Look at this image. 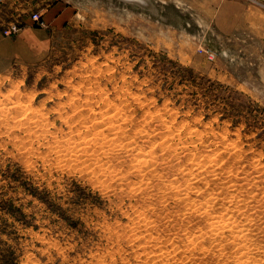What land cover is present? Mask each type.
Returning <instances> with one entry per match:
<instances>
[{
    "label": "rangeland",
    "instance_id": "1",
    "mask_svg": "<svg viewBox=\"0 0 264 264\" xmlns=\"http://www.w3.org/2000/svg\"><path fill=\"white\" fill-rule=\"evenodd\" d=\"M195 2L0 0V264H264V71Z\"/></svg>",
    "mask_w": 264,
    "mask_h": 264
},
{
    "label": "crops",
    "instance_id": "2",
    "mask_svg": "<svg viewBox=\"0 0 264 264\" xmlns=\"http://www.w3.org/2000/svg\"><path fill=\"white\" fill-rule=\"evenodd\" d=\"M195 4L196 12L208 14L211 29L224 40L221 55H236L238 49L241 55L248 56L245 63L264 71V0H202V4ZM26 37L24 33L21 39ZM206 51L211 53L209 49ZM204 57L207 58L206 54Z\"/></svg>",
    "mask_w": 264,
    "mask_h": 264
},
{
    "label": "bare ground",
    "instance_id": "3",
    "mask_svg": "<svg viewBox=\"0 0 264 264\" xmlns=\"http://www.w3.org/2000/svg\"><path fill=\"white\" fill-rule=\"evenodd\" d=\"M89 89H90V88H89ZM88 91H89V90H88ZM20 99H21V98H20ZM20 99H19V100H20ZM6 103H7V102H6ZM9 103H10V100H9ZM24 104H25V103H24ZM1 105H2V104H1ZM10 105H11V104H10ZM25 105H26V104H25ZM6 106H7V105H6ZM26 107H27V106H26ZM28 108H29V106H28ZM0 109H1V108H0ZM22 109H23V108H22ZM22 109H21V110H22ZM5 110H6V109H5ZM2 112H3V111H2ZM5 112H6V111H5ZM5 112H4V113H5ZM10 112H11V111H10ZM20 112H21V111H20ZM16 113H17V112H16ZM21 115H22V114H21ZM17 116H18V115H17ZM22 116H24V115H22ZM61 116H62V115H61ZM35 117H36V116H35ZM35 117H34V118H35ZM28 118L30 119V117H28ZM26 119H27V118H26ZM20 120H21V119H20ZM28 121H29V120H28ZM28 121H26V122H28ZM20 122H21V121H20ZM26 122H25V123H26ZM32 122H34L33 124H36V125H38V123H39L37 120H32ZM74 122H75V121H74ZM66 123H67V122H66ZM70 123H71V122H70ZM16 124H17V123H16ZM33 124H31V125L33 126ZM71 124H72V123H71ZM40 125H41V123H40ZM40 125H38V126H40ZM42 125H43V124H42ZM34 126H35V125H34ZM111 126H112V124H111ZM119 126H120V125H119ZM119 126H118V127H119ZM13 127H14V126H13ZM19 127H20V126H19ZM70 127H71V126H70ZM112 127H113V126H112ZM112 127H111V129H112ZM120 127H121V126H120ZM38 128H39V127H38ZM123 128H124V126H123ZM24 129H25V128H24ZM113 129H114V127H113ZM116 129H117V128H116ZM87 130H88V128H87ZM114 131H115V129H114ZM117 131H118V130H117ZM117 131H115V134L117 133ZM119 131H121V128L119 129ZM99 132H101V135L104 133L103 130L98 131V133H99ZM102 132H103V133H102ZM124 132H125V131H124ZM98 133H97V134H98ZM109 133H110V132H109ZM136 133H138V132H136ZM99 134H100V133H99ZM119 134H120V133H119ZM119 134H118V135H119ZM142 134H143V133H142ZM118 135H117V136H118ZM145 135H146V134H145ZM24 136H25V135H24ZM102 136H103V135H102ZM102 136H101V137L98 136V137H100L101 142H103V140H104V139H107V137H108L107 135L104 134V136H107V137H106V138L104 137V139H103ZM115 136H116V135H115ZM39 137H40V136H39ZM57 137H58V136H57ZM110 137H111V136H109L108 139H110V140H109V142H108V140H107V143L113 145L114 143H111V142H112V140L115 141V139H113V138L111 139ZM28 138H29V137H28ZM72 138H73V137H72ZM83 138H84V137H83ZM101 138H102L103 140H102ZM225 138H226V137H225ZM74 139H75V138H74ZM96 139H97V137H96ZM96 139H95V140H96ZM119 139H120V138H119ZM119 139L116 137V140H119ZM85 140H86V139H85ZM89 140H90V139H89ZM97 140H99V138H98ZM97 140H96V141H97ZM110 141H111V142H110ZM55 142H56V141H55ZM62 142H63V141H62ZM87 142H88V141H87ZM101 142H100V145H102ZM105 142H106V141H105ZM118 142H119V141H118ZM217 142H218V141H217ZM107 143H106V144H107ZM218 143H219V142H218ZM69 144H70V143H69ZM85 144H86V142H85ZM87 144H88V143H87ZM96 144H97V143H96ZM103 144H104V143H103ZM106 144H105V145H106ZM109 144H108V146H109ZM66 145H68V144L66 143ZM112 145H110V147H111ZM116 145H118V146L120 147L121 144L116 143ZM128 145H129V144H128ZM51 146H52V145H51ZM64 146H65V145H64ZM75 146H76V145H75ZM85 146H86V145H85ZM94 146H95V145H94ZM94 146H92V147H94ZM114 146H115V145H114ZM114 146H112V148H113ZM121 146H122V145H121ZM77 147H78V146H77ZM80 147H81V146L78 147V151L75 150V151L78 153V155H79V154H82V153L85 152V150L87 149V146H86L85 149H84L83 147H81V148H80ZM128 147H129V146H128ZM66 148L69 149V146H67ZM74 148H76V147H73V150H74ZM79 148H80V150H79ZM101 148H103V147H101ZM112 148H111V149H112ZM114 148H115V147H114ZM95 149H96V148H95ZM107 149H108V148H107ZM107 149H105V150H107ZM226 149H227V148H226ZM73 150H71V151H73ZM89 150H90V149H89ZM93 150H94V149H93ZM100 150H101V149H100ZM103 150H104V149H103ZM58 152H59V151H58ZM66 152L68 153V151H66ZM66 152H65V153H66ZM106 152H108V151H106ZM109 152H110V151H109ZM111 152H112V151H111ZM70 153H71V152H70ZM72 153H73V152H72ZM74 153H75V152H74ZM86 153H88V152H86ZM86 153H85V155H87ZM104 153H105V152H104ZM115 153H116V152H115ZM95 154H96V151H95ZM99 154H101V153H99ZM144 154H145V152H144ZM59 155H63V154H59ZM65 155H67V154H65ZM78 155H77V156H78ZM89 155H90V154H89ZM101 155H104V154H101ZM114 155H115V154H114ZM73 156L75 157V155H73ZM77 156H76V157H77ZM82 156H84V154H82ZM64 157H65V156H64ZM76 157H75V158H76ZM79 157H80V156H79ZM257 157H258V156H257ZM66 158H67V157H66ZM80 158H81V157H80ZM77 159H79V158H77ZM86 159H88V158H86ZM65 160H66V159H65ZM74 161H75V160H74ZM96 161H97V159H96ZM96 161H95V163H96ZM192 162H193V161H192ZM256 163H257V162H256ZM198 164H199V163H198ZM202 164H203V163H202ZM204 165H205V163H204ZM257 165H258V164H257ZM203 167H204V166H203ZM108 168H109V167H108ZM259 168H260V167H259ZM261 169H262V168H261ZM203 172H204V171H203ZM198 174H199V172H198ZM204 174H205V173H204ZM253 174H254V173H253ZM188 175H189V174H188ZM246 175H247V173H246ZM192 176L194 177L193 174H192ZM260 176H261V175H260ZM195 177H196V176H195ZM246 177H247V176H246ZM253 177H254V176H253ZM257 177H258V176H257ZM263 177H264V176H263ZM196 178H197V177H196ZM254 179H255V178H254ZM262 179H263V178H262ZM233 181H234V180H233ZM239 181H240V180H239ZM248 181H249V180H248ZM258 181H259V179H258ZM235 182H236V181H235ZM187 183H188V182H187ZM207 183H208V182H207ZM232 183H233V182H232ZM254 183H255V182H254ZM250 184H252V183L250 182ZM250 184H249V185H250ZM187 185H188V184H187ZM239 185H240V184H239ZM247 185H248V184H247ZM180 186H181V185H180ZM198 186H199V185H198ZM208 186H209V185H208ZM234 186H235V184H234ZM234 186H233V187H234ZM199 187H200V186H199ZM239 187H240V186H239ZM191 188H192V187H191ZM231 188H232V187H231ZM243 188H244V187H243ZM260 188H261V187H260ZM240 189H241V188H240ZM184 190H185V189H184ZM180 191H182V190H180ZM180 191H179V192H180ZM187 191H188V190H187ZM199 191H200V189H199ZM185 192H186V191H185ZM197 192H198V191H197ZM232 192H233V190H232ZM181 194H182V193H181ZM183 194H184V193H183ZM213 194H214V193H213ZM223 194H224V192H223ZM257 194H260V193H257ZM263 194H264V193H263ZM215 195H216V194H215ZM238 195H239V194H238ZM261 195H262V194H261ZM185 196H186V195H185ZM221 196H222V195H221ZM256 196H257V195H256ZM189 197H190V196H189ZM248 198H249V197H248ZM251 198H252V197H251ZM190 200H191V199H190ZM188 201H189V199H188ZM194 201H195V200H194ZM253 202H254V201H253ZM189 203H190V202H189ZM194 203H195V202H194ZM227 205H228V204H227ZM249 205H250V204H249ZM192 206H193V205H192ZM238 206H239V205H238ZM258 207H259V206H258ZM247 208H248V207H247ZM260 208H261V207H260ZM204 209H205V208H204ZM226 209H227V207H226ZM226 209H225V210H226ZM244 210H245V209H244ZM244 210H243V211H244ZM247 210H248V209H247ZM253 210H254V208H253ZM236 211H237V210H236ZM204 212H205V211H204ZM211 212H212V211H211ZM222 212H223V211H222ZM228 212H229V211H228ZM214 213H215V212H214ZM246 213H247V212H246ZM208 214H209V213H208ZM216 214H217V213H216ZM228 214H229V213H228ZM244 215H245V214H244ZM213 217H214V215H213ZM253 217H254V216H253ZM214 218H215V217H214ZM247 218H248V217H247ZM210 219H211V218H210ZM214 220H215V219H214ZM216 220H218V219H216ZM225 220H226V219H225ZM248 220H249V219H248ZM251 220H252V219H251ZM253 220H254V219H253ZM211 221H212V220H211ZM245 221H246V220H245ZM254 221H255V220H254ZM254 221H253V222H254ZM190 222H191V221H190ZM218 222H219V221H218ZM228 222H229V221H228ZM214 223H216V222L214 221ZM249 223H250V222H249ZM237 224H238V223H237ZM239 224H241V223H239ZM229 225H230V224H229ZM190 226H191V225H190ZM226 226H228V223H227V222L217 223V225H216L214 228L212 227V230H214L215 232L219 233V230H220V229H224ZM244 226H245V225H244ZM251 226H252V225H251ZM231 227H232V226H231ZM235 227H236V225H235ZM233 228H234V227H233ZM238 228H239V227H238ZM241 228H242V227H241ZM234 229H235V228H234ZM189 230H191V229H189ZM245 230H246V229H245ZM206 231H207V229H206ZM206 231H205V232H206ZM221 231H222V230H221ZM203 232H204V231H203ZM205 232H204V233H205ZM208 232H209V231H208ZM208 232H207V233H208ZM242 232H243V231H242ZM232 233H233V232H232ZM186 234H187V233H186ZM212 234H213V233H212ZM212 234H211V235H212ZM215 234H216V233H215ZM215 234H214V235H215ZM221 234H222V233H221ZM234 234H235V231H234ZM237 234H238V233H237ZM241 234H242V233H241ZM241 234H240L239 236L243 238L245 235H241ZM243 234H244V233H243ZM247 234H248V233H247ZM128 235H129V234H128ZM133 235H134V234H133ZM193 235H194V234H193ZM202 235H203V234H202ZM209 235H210V234H209ZM203 236H204V235H203ZM215 236H216V235H215ZM215 236H214V237H215ZM236 236H237V235H236ZM159 237H160V236H159ZM191 237H192V236H191ZM197 237H198V236H197ZM225 237H226V236H225ZM233 237H234V236H233ZM155 238H156V237H155ZM220 238H221V237H220ZM150 239H151V238H150ZM157 239H158V238H157ZM199 239H200V238H199ZM204 239H205V238H204ZM237 239H238V238H237ZM140 240H141V239H140ZM258 241H259V240H258ZM174 242H175V241H174ZM142 243H143V242H142ZM199 243H200V242H199ZM201 243H202V242H201ZM222 243L224 244V242H222ZM235 243H236V241H235ZM203 244H204V243H203ZM246 244H247V243H246ZM204 245H205V244H204ZM215 245H216V244H215ZM253 246H254V245H253ZM257 246H258V245H257ZM223 247H224V246H223ZM223 247H222V248H223ZM232 247H233V246H232ZM144 248H145V247H144ZM157 248H158V247H156V249H157ZM205 248H206V247H205ZM222 248H221V249H222ZM147 249H148V248H147ZM174 249H175V248H174ZM200 249H201V248H200ZM224 249H225V248H224ZM145 250H146V249H145ZM145 250H143V251H145ZM213 250H214V249H213ZM231 250H233V249H231ZM243 250H244V249H243ZM243 250H242V251H243ZM250 250H251V249H250ZM147 251H148V250H147ZM151 251H152V250H151ZM173 251H174V250H173ZM152 252H153V251H152ZM152 252H151V253H152ZM204 252H205V251H204ZM149 253H150V252H149ZM151 253H150V254H151ZM166 253H167V252H166ZM169 253H170V252H169ZM243 253H244V252H243ZM245 253H246V252H245ZM235 254H236V253H235ZM158 255H159V254H158ZM161 255H162V254H161ZM222 255H223V254H222ZM154 256H155V255H154ZM166 256H167V255H166ZM248 256H250V255H248ZM188 257H189V256H188ZM260 257H261V256H260ZM260 257H259V258H260ZM142 258H143V257H142ZM163 258H164V257H163ZM228 258H229V257H228ZM243 258H245V257H243ZM255 258H257V257H255ZM241 259H242V258H241ZM248 259H249V258H248ZM190 260H191V259H190ZM140 261H141V260H140ZM195 261H196V260H195ZM255 262H256V261H255ZM155 263H156V262H155ZM241 263H242V262H241ZM241 263H240V264H241ZM172 264H173V263H172ZM248 264H249V263H248Z\"/></svg>",
    "mask_w": 264,
    "mask_h": 264
},
{
    "label": "built area",
    "instance_id": "4",
    "mask_svg": "<svg viewBox=\"0 0 264 264\" xmlns=\"http://www.w3.org/2000/svg\"><path fill=\"white\" fill-rule=\"evenodd\" d=\"M34 21L40 23V24H44L43 21H41L40 19V16L38 14H33L32 15ZM20 30V25L18 23H11V25H9L6 29H5V34L8 35V36H11V35H15L19 32Z\"/></svg>",
    "mask_w": 264,
    "mask_h": 264
}]
</instances>
